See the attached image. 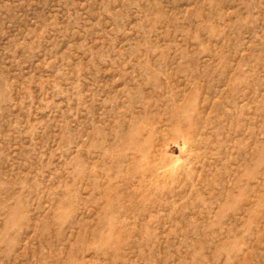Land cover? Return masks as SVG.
I'll return each mask as SVG.
<instances>
[{
    "label": "rangeland",
    "instance_id": "rangeland-1",
    "mask_svg": "<svg viewBox=\"0 0 264 264\" xmlns=\"http://www.w3.org/2000/svg\"><path fill=\"white\" fill-rule=\"evenodd\" d=\"M0 264H264V0H0Z\"/></svg>",
    "mask_w": 264,
    "mask_h": 264
}]
</instances>
